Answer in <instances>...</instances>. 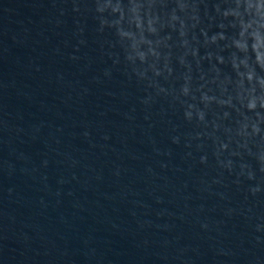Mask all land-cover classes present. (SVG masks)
Listing matches in <instances>:
<instances>
[{"label":"water","instance_id":"obj_1","mask_svg":"<svg viewBox=\"0 0 264 264\" xmlns=\"http://www.w3.org/2000/svg\"><path fill=\"white\" fill-rule=\"evenodd\" d=\"M0 264H264V0H0Z\"/></svg>","mask_w":264,"mask_h":264}]
</instances>
